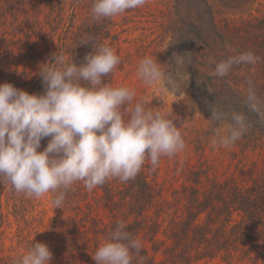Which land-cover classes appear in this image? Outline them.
I'll return each mask as SVG.
<instances>
[{
    "label": "trees",
    "instance_id": "16d2710c",
    "mask_svg": "<svg viewBox=\"0 0 264 264\" xmlns=\"http://www.w3.org/2000/svg\"><path fill=\"white\" fill-rule=\"evenodd\" d=\"M169 3L164 73L183 97L176 113L199 115L214 129L220 125L209 120L212 105L229 114L242 112L250 126L237 142L262 150L264 123L248 111L245 100L250 86L264 99V17L219 26L208 0ZM91 7L92 0H0V83L42 94V77L36 74L53 53L59 50L69 62L80 64L93 50L89 42L112 47L119 39L117 16L94 20ZM246 51L258 57L256 64L233 65L226 76L214 75L216 63ZM105 82L114 85V71ZM183 170L186 181L172 199L157 188L158 169L148 160L127 182L110 178L92 191L83 181L75 182L55 208L50 226L55 250L96 264L91 255L124 222L153 251L164 250V260L157 261L141 242L147 264H264V167L256 162L248 170L243 167L247 179L242 180L220 179L204 165ZM39 203V198L16 193L6 179L0 181V264H14L34 242L32 236L42 238ZM8 242L14 245L8 247Z\"/></svg>",
    "mask_w": 264,
    "mask_h": 264
},
{
    "label": "clouds",
    "instance_id": "9594fccd",
    "mask_svg": "<svg viewBox=\"0 0 264 264\" xmlns=\"http://www.w3.org/2000/svg\"><path fill=\"white\" fill-rule=\"evenodd\" d=\"M146 2L92 0L91 13L97 21L115 18ZM89 43L93 50L80 64L69 62L59 50L42 63V94L0 83V181L6 179L16 193L29 197L52 192L57 208L77 181H83L88 190L110 178L127 182L138 175L146 160L155 168L162 156L172 157L185 149L171 113L151 110L142 101L132 106L133 89L105 82L120 63L114 48ZM257 60L252 51L230 56L216 63L214 75L224 77L233 65H254ZM160 65L146 55L137 67L139 77L148 86L164 80L168 90H174L173 80L165 79ZM245 105L264 123V99L251 86ZM210 111L209 120L220 125L213 129L214 146L230 147L248 131L244 113L229 114L215 104ZM44 138L50 139L38 151ZM142 252L141 241L126 230L124 222H118L91 256L96 264H133L134 258L136 264H147ZM52 257L46 243L33 242L14 264H51Z\"/></svg>",
    "mask_w": 264,
    "mask_h": 264
},
{
    "label": "rangeland",
    "instance_id": "374dc122",
    "mask_svg": "<svg viewBox=\"0 0 264 264\" xmlns=\"http://www.w3.org/2000/svg\"><path fill=\"white\" fill-rule=\"evenodd\" d=\"M170 0H147L138 12H124L117 16L119 39L113 43V48L120 57V63L114 69L113 87L127 86L135 91L134 99L150 105L154 111L164 114L171 113L185 140V149L172 157L163 156L155 169H158L154 183L165 198L172 199L175 190H181L186 181L183 170L185 166L210 167V173L220 179H247L242 175V168L250 169L254 162L264 167V148L242 147L237 142L230 147L213 145V128L210 123L199 115L180 116L176 113L183 97H179L175 90H168L165 81L148 86L138 75L139 61L152 56L161 63L163 72L168 68L166 63L169 38L166 34L167 19L170 13ZM219 26L226 21L242 24L252 18L264 17V0H208ZM41 48L45 49L44 43ZM54 47L50 45V50ZM124 64H123V63ZM39 76V73L36 74ZM48 143V142H47ZM47 146L42 144L38 151ZM264 146V142H263ZM92 191V190H90ZM38 211L44 220L41 228L42 238L32 236L34 242L46 243L53 253L51 264H86L81 256L71 257L62 250L56 251L57 241L52 237L50 226L56 215V205L53 203L51 192L39 197ZM141 242L157 260H164V250L155 252L151 244L141 238ZM16 243V240L15 242ZM14 243H7L12 247ZM26 252V251H23ZM245 264H251L245 260Z\"/></svg>",
    "mask_w": 264,
    "mask_h": 264
}]
</instances>
